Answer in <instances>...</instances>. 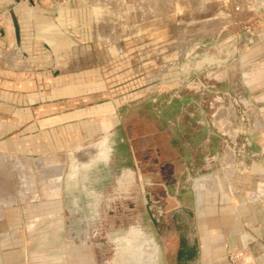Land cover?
Segmentation results:
<instances>
[{
	"label": "rangeland",
	"instance_id": "374dc122",
	"mask_svg": "<svg viewBox=\"0 0 264 264\" xmlns=\"http://www.w3.org/2000/svg\"><path fill=\"white\" fill-rule=\"evenodd\" d=\"M263 53L264 0H0V264H248L225 197L264 185Z\"/></svg>",
	"mask_w": 264,
	"mask_h": 264
},
{
	"label": "crops",
	"instance_id": "0c3cea01",
	"mask_svg": "<svg viewBox=\"0 0 264 264\" xmlns=\"http://www.w3.org/2000/svg\"><path fill=\"white\" fill-rule=\"evenodd\" d=\"M264 54V53H263ZM263 58L261 59V64L259 65V70H258V87H259V91L262 92V95H260L259 99H260V103L262 105V110H260L259 112V116L258 119L260 121H262L263 127L260 129V131H258V134L261 135V137L264 138V56H262ZM79 78L77 77H73L72 82L73 83H78ZM1 86H6L9 87L11 85H8L5 82L0 83ZM18 87H20L18 85ZM76 89H82V86H80V88H76ZM71 94V91H70ZM73 94V93H72ZM71 94V95H72ZM75 98V97H73ZM82 114H74V112H70L68 113V117H70V119H78L79 117H81ZM66 116V117H67ZM262 151L264 152V146H261ZM262 170L260 171V173L262 174V177L264 176V158L263 160L260 162ZM263 179V178H262ZM264 181V179H263ZM196 183H199V186H201V184L203 185H209L210 188H206L204 187L203 189L200 187H197V189H194V203H195V209H194V217L199 220L202 221L204 220V218L206 217V198H207V191H209L210 189L212 190V185L210 180L208 181H204L203 179L201 180H196ZM58 185V183H57ZM258 192L257 193H248L245 198H242L240 200H242V202L246 203L247 201H250V203L252 202L253 205H256L257 208H252V206L248 205L249 208H245L246 205L242 204L241 206L239 204L235 205L234 201L235 200H239L238 198H234L235 195L234 194H229L227 195L225 198L227 199V201H231V206L229 207V216H227V220H225L224 223V227L225 229L223 230L226 234H227V244L228 247L230 246L231 250L235 248L236 245V241L237 239H235L233 237V234L235 232L236 227L241 224V246L242 248H245L249 251V254H252V258H248L249 262L250 259L254 260L255 264H264V244L262 243V241L258 240L257 234L253 235L251 234L252 232H259L264 233V207L259 206L258 203H260V201H263L264 199V185L261 184L258 186ZM256 203V204H255ZM215 209L217 211L218 207H216L215 205ZM216 214V212H214ZM73 214V213H72ZM72 227V228H71ZM70 230L71 231H75L76 229L71 226ZM171 235L169 236V241L173 242L171 240ZM146 246H144V250ZM188 250H192L193 251V256L191 257H187L186 255H184L185 253L182 251L183 247H177L174 246V248L176 249L175 254L178 257V264H217L215 262H212L213 259V252H214V246L212 244V242L208 241H200L198 243V240H194L193 243H188L187 246ZM256 248L258 251L256 253H252V249ZM143 250V249H142ZM168 254V253H167ZM169 254H174V253H169ZM248 254V256H249ZM53 258V257H52ZM55 260H57V258L55 257ZM68 263H81L84 264V260L83 258H76L74 261V259L72 258H68L67 259ZM79 260V261H78ZM171 260H169V262L166 264H171L170 263ZM248 262V264H249ZM146 264H155L154 262H150V261H146Z\"/></svg>",
	"mask_w": 264,
	"mask_h": 264
},
{
	"label": "water",
	"instance_id": "95a60500",
	"mask_svg": "<svg viewBox=\"0 0 264 264\" xmlns=\"http://www.w3.org/2000/svg\"><path fill=\"white\" fill-rule=\"evenodd\" d=\"M14 1L17 2V0H14ZM8 13H9V16H10V21H11V26H12V30H13L15 45L17 47H19V43H20V30H19V24H18L17 18L15 16V12H14L13 6H10L8 8Z\"/></svg>",
	"mask_w": 264,
	"mask_h": 264
},
{
	"label": "flooded vegetation",
	"instance_id": "af4514ba",
	"mask_svg": "<svg viewBox=\"0 0 264 264\" xmlns=\"http://www.w3.org/2000/svg\"><path fill=\"white\" fill-rule=\"evenodd\" d=\"M90 198V202H91V204H93L94 206H95V208H93V209H90L88 212H89V214H93L94 215V213L95 212H97V210L99 211V209H100V202L98 201V199H96L97 200V202L94 200V202H93V198L92 197H89ZM96 203H98V204H96ZM99 208V209H98ZM151 208H149L148 210H150ZM82 212V211H81ZM81 212H80V214H81ZM92 217H94V216H92ZM93 222H91L90 220H88V223H89V225H90V227H94V226H96L95 225V220H92ZM73 222V221H72ZM71 221H70V223H72ZM81 225H84V224H82L81 222H77V221H74L73 223H72V225L71 226H74L75 228H80L81 229Z\"/></svg>",
	"mask_w": 264,
	"mask_h": 264
},
{
	"label": "bare ground",
	"instance_id": "6f19581e",
	"mask_svg": "<svg viewBox=\"0 0 264 264\" xmlns=\"http://www.w3.org/2000/svg\"><path fill=\"white\" fill-rule=\"evenodd\" d=\"M23 166V165H22ZM29 191V190H28Z\"/></svg>",
	"mask_w": 264,
	"mask_h": 264
}]
</instances>
